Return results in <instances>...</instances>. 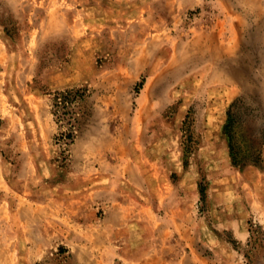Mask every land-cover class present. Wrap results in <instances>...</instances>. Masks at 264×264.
<instances>
[{
    "label": "rangeland",
    "instance_id": "rangeland-1",
    "mask_svg": "<svg viewBox=\"0 0 264 264\" xmlns=\"http://www.w3.org/2000/svg\"><path fill=\"white\" fill-rule=\"evenodd\" d=\"M0 264H264V0H0Z\"/></svg>",
    "mask_w": 264,
    "mask_h": 264
},
{
    "label": "trees",
    "instance_id": "trees-1",
    "mask_svg": "<svg viewBox=\"0 0 264 264\" xmlns=\"http://www.w3.org/2000/svg\"><path fill=\"white\" fill-rule=\"evenodd\" d=\"M79 92H80V90H70V91L66 92V96H71L72 95V96L76 97ZM56 96L57 97L60 96V97L63 98L62 93H57ZM66 96H64V97H66ZM231 123H232L231 122V116L228 115V119H227V122L225 124V134H226V136L228 138L229 153H230V156H231V159H232L233 163L240 164L243 161L241 159H239V154L237 152H235V150H234V145L232 143V126H231Z\"/></svg>",
    "mask_w": 264,
    "mask_h": 264
}]
</instances>
